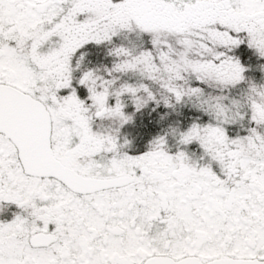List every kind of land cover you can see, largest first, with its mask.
Listing matches in <instances>:
<instances>
[{
    "label": "snow or ice",
    "instance_id": "obj_1",
    "mask_svg": "<svg viewBox=\"0 0 264 264\" xmlns=\"http://www.w3.org/2000/svg\"><path fill=\"white\" fill-rule=\"evenodd\" d=\"M0 264H264V0H0Z\"/></svg>",
    "mask_w": 264,
    "mask_h": 264
}]
</instances>
